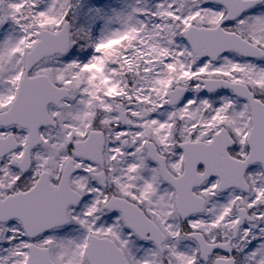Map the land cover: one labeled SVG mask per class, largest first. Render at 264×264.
<instances>
[{"label": "snow or ice", "instance_id": "6c2138e0", "mask_svg": "<svg viewBox=\"0 0 264 264\" xmlns=\"http://www.w3.org/2000/svg\"><path fill=\"white\" fill-rule=\"evenodd\" d=\"M0 264H264V0H0Z\"/></svg>", "mask_w": 264, "mask_h": 264}]
</instances>
